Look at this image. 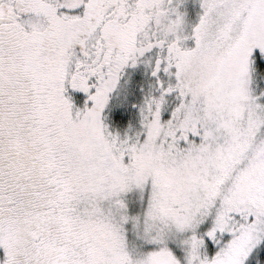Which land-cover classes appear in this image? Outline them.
<instances>
[{"label": "snow or ice", "instance_id": "snow-or-ice-1", "mask_svg": "<svg viewBox=\"0 0 264 264\" xmlns=\"http://www.w3.org/2000/svg\"><path fill=\"white\" fill-rule=\"evenodd\" d=\"M0 264H264V0H0Z\"/></svg>", "mask_w": 264, "mask_h": 264}]
</instances>
